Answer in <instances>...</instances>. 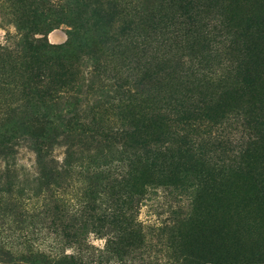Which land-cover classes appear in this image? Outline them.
<instances>
[{"label":"trees","instance_id":"1","mask_svg":"<svg viewBox=\"0 0 264 264\" xmlns=\"http://www.w3.org/2000/svg\"><path fill=\"white\" fill-rule=\"evenodd\" d=\"M63 1L59 15L70 27L69 39L54 46L43 38L45 25L37 31L41 38L32 42L26 36L28 26L51 17L35 12L36 20H30L27 0H7L19 36L12 45L0 46V162L10 169L17 142H22L35 153L41 174L53 182L63 169L96 171L114 163L134 165L135 172L159 167L165 177L184 181L189 174L197 176L195 156L200 150L187 130L213 125L219 129V154L231 153L230 173L239 177L230 185L220 184L219 199L264 215V35L258 31L264 27V6L258 7L257 31L251 33L247 27L244 32L237 29L238 18L223 16L212 29L201 24L220 0ZM255 1L259 5L263 0ZM115 28L113 42L83 60L77 51L82 34ZM169 34L173 43L166 49ZM134 43L139 50L135 81L108 76L106 64L116 49ZM223 43L236 48L238 59L219 71L212 54ZM174 45L189 55H174ZM55 68L61 73L52 75ZM229 119L245 129L258 126V131H238L242 139L229 149ZM58 146L66 148L62 163L51 158ZM203 256L208 259L202 264H264L260 246L247 253Z\"/></svg>","mask_w":264,"mask_h":264},{"label":"rangeland","instance_id":"2","mask_svg":"<svg viewBox=\"0 0 264 264\" xmlns=\"http://www.w3.org/2000/svg\"><path fill=\"white\" fill-rule=\"evenodd\" d=\"M27 1L30 6L25 11L33 12L30 20H36L35 12L37 17L42 12L51 17L28 26L27 39L33 42L41 38L37 31L45 25L47 28L42 31L47 43L66 44L70 27L59 15L65 2ZM44 1L49 2L45 7ZM244 1L220 0L215 8L207 10L210 16L201 24L212 29L226 16L238 18L237 29L243 31L247 27L251 33L256 32L261 14L258 7L264 6V0L259 5H255V0ZM12 14L11 2L0 0V46L18 41L19 31ZM116 29L83 33L77 48L83 60L101 50L107 41L113 42ZM263 30L264 27L258 30L261 36ZM164 41L168 49L173 43L171 34ZM134 46L135 43L116 49L106 64L108 76L122 77L128 84L135 81L139 50ZM175 46L171 52L174 55H189L183 49L175 50ZM216 49L219 51L212 54L214 69L222 71L238 59V51L228 43ZM60 73V68L52 71V75ZM27 85L33 87L31 82ZM229 124L233 142L229 149L238 147L235 140L242 139L238 131H258V126L245 129L231 119ZM187 131L197 139L200 150L195 156L197 176L189 174L184 181L165 177L159 167L135 172L134 165L114 163L96 171L82 166L63 169L61 177L53 182L39 171L35 153L17 142L15 164L7 169L0 162V264H202L208 259L203 255L237 250L247 253L255 246L264 249L263 213L242 210L235 201L219 199L220 184L227 186L239 179L230 173L234 167L229 160L233 159L231 153L219 154V129L199 124ZM65 152L64 146L55 147L51 158L62 163ZM166 167L167 164L165 170Z\"/></svg>","mask_w":264,"mask_h":264}]
</instances>
